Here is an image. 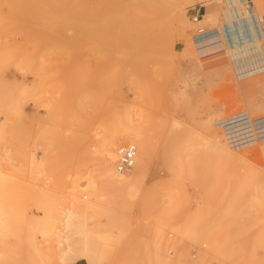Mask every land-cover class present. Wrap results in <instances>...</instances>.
<instances>
[{"label": "rangeland", "instance_id": "obj_1", "mask_svg": "<svg viewBox=\"0 0 264 264\" xmlns=\"http://www.w3.org/2000/svg\"><path fill=\"white\" fill-rule=\"evenodd\" d=\"M199 1L0 0V264H64L75 172L102 178L104 138L135 127L150 167L85 218L98 264H264V66L229 49L223 0L197 44Z\"/></svg>", "mask_w": 264, "mask_h": 264}, {"label": "bare ground", "instance_id": "obj_2", "mask_svg": "<svg viewBox=\"0 0 264 264\" xmlns=\"http://www.w3.org/2000/svg\"><path fill=\"white\" fill-rule=\"evenodd\" d=\"M259 1L260 0H255V5L252 8H247L244 0H223V5L221 4L222 8L220 15L223 20L222 32L225 39L230 42L231 47L229 49L237 50L238 54L240 53L238 58L242 55L247 45L256 43L259 49L263 41L264 31L261 33V27H264V15L262 13V5H259ZM213 2L216 3V1ZM262 2L264 3V0H262ZM213 12H210L208 9L206 14L209 15L210 18H214L213 16H215L214 14H216V11L214 10ZM251 34L253 38H251ZM260 50L258 52L256 51L257 53H255L253 57L245 54V56L242 55L241 57L243 58L239 63L256 58L257 60H261L264 66V54ZM263 124L264 122L254 123L259 139L264 138ZM126 135L116 139V135L111 133L104 138L102 148H100L98 174L102 178L99 179L98 176L92 172L83 174L81 170L75 172L76 176L73 174L75 177L70 189V195L73 198L65 207H61L58 217L61 226H54L52 231L57 246L56 253L60 255V259L64 263L84 258L88 261V264H98L97 253L93 245L88 241V234L91 230L85 218L89 213L95 211L100 206V201L105 193L106 187L122 189L130 187L131 189L132 186L137 185L141 180H145L144 177H146L148 173L150 161L152 159V148L148 135L139 127L132 128ZM127 138L137 145L138 155L136 156V162L132 169L120 171L117 169V160L119 158L118 151L123 145L120 144ZM207 143L209 145L211 144L210 142ZM260 157L261 161H264V151L260 153ZM258 169L264 176V168ZM131 170L132 173H128V171ZM81 180L85 181L84 185H82ZM82 190L91 191L92 198L85 202L82 201L79 198V194Z\"/></svg>", "mask_w": 264, "mask_h": 264}, {"label": "built area", "instance_id": "obj_3", "mask_svg": "<svg viewBox=\"0 0 264 264\" xmlns=\"http://www.w3.org/2000/svg\"><path fill=\"white\" fill-rule=\"evenodd\" d=\"M247 8H252L255 5V0H244ZM192 20L198 24V27L195 30V33L193 35V40L197 42V44H202L207 38L210 37L211 34L215 33L217 31V28L213 29H206L205 26L198 23L202 17L204 16V13H200L198 11H195V8H191ZM244 116L247 117V114H244ZM138 148L137 145L134 143H127L123 144L118 151L119 158L117 160V169L120 171H126L133 168L136 162V156H137Z\"/></svg>", "mask_w": 264, "mask_h": 264}, {"label": "crops", "instance_id": "obj_4", "mask_svg": "<svg viewBox=\"0 0 264 264\" xmlns=\"http://www.w3.org/2000/svg\"><path fill=\"white\" fill-rule=\"evenodd\" d=\"M208 1L210 2V0L199 1L198 4L193 8H195V11L206 14L208 12V9H209ZM205 4H206V6H205ZM251 38H253L252 34H251ZM260 48H261V50H260ZM260 48L258 49V46H256L255 51L258 52L260 50L264 54V38H263V41L261 42ZM64 264H88V261L84 258H79L77 260H74V261L68 262V263H64Z\"/></svg>", "mask_w": 264, "mask_h": 264}]
</instances>
